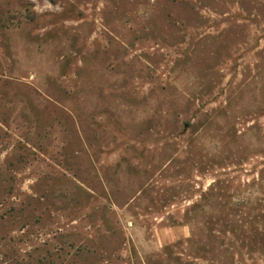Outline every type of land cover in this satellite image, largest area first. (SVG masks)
Listing matches in <instances>:
<instances>
[{"label":"rangeland","instance_id":"374dc122","mask_svg":"<svg viewBox=\"0 0 264 264\" xmlns=\"http://www.w3.org/2000/svg\"><path fill=\"white\" fill-rule=\"evenodd\" d=\"M0 264H264V0H0Z\"/></svg>","mask_w":264,"mask_h":264}]
</instances>
